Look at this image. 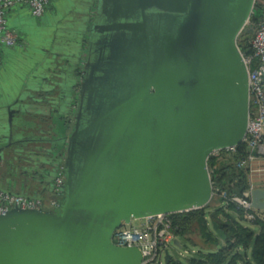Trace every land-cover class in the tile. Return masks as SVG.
<instances>
[{"label":"water","instance_id":"1","mask_svg":"<svg viewBox=\"0 0 264 264\" xmlns=\"http://www.w3.org/2000/svg\"><path fill=\"white\" fill-rule=\"evenodd\" d=\"M253 4L58 0L52 16L60 37L41 18L8 19L26 46L18 51L25 57L9 60L16 50L4 60L13 72L0 88V163L12 134L49 112L41 104L55 79L64 81L61 115H73V125L59 140L66 149L58 212L13 208L0 216V264H141L136 249L112 244L116 230L209 206L210 155L237 148L246 134L248 78L237 39ZM50 153L30 157L31 168L21 170V179L42 185L26 196L51 189L49 173L35 169L57 168L60 156ZM13 172L5 185L30 184ZM251 207L264 211V190L252 192ZM169 259L166 252L164 264Z\"/></svg>","mask_w":264,"mask_h":264},{"label":"built area","instance_id":"2","mask_svg":"<svg viewBox=\"0 0 264 264\" xmlns=\"http://www.w3.org/2000/svg\"><path fill=\"white\" fill-rule=\"evenodd\" d=\"M52 1L0 0V45L10 49L17 44V36L6 27V16L11 10L22 7L29 11L32 18L39 19L45 14ZM251 17H256L257 22L250 23ZM250 18L245 26L251 25L254 27L250 42L253 54L251 57L242 55L247 68L249 99L248 121L243 139V144L246 146V155L237 164V168L248 171V189L240 196H228L225 191L214 188L212 178H215V175L213 171L208 169L213 197L217 196L236 206L237 209L243 212V219L247 223L259 219L255 213L256 210L251 207V194L254 191V186L249 180L250 167L256 160L264 158V0H254ZM1 64L2 56L0 54V66ZM74 110L75 105H72L71 112L73 113ZM235 153L236 148L214 151L208 161ZM64 158L65 152H62L60 155L61 162L55 169L56 176L51 182L50 199L48 200H45L43 196L37 199L18 194L15 192L16 187L11 184L5 185L0 180V184H2V188H0V216L6 215L13 208L55 211L58 201L62 198V190L65 185ZM1 167L2 164L0 163ZM13 190L14 192H12ZM169 216L160 214L134 220L140 222L138 226H133V220H131L129 225L122 226L115 231L111 242L117 248L136 249L141 255V264L159 262L167 252L169 245L175 240Z\"/></svg>","mask_w":264,"mask_h":264},{"label":"trees","instance_id":"3","mask_svg":"<svg viewBox=\"0 0 264 264\" xmlns=\"http://www.w3.org/2000/svg\"><path fill=\"white\" fill-rule=\"evenodd\" d=\"M256 22V17L250 18V23ZM251 27L245 26L237 39V47L244 57H251L253 54L250 42L254 29ZM26 125L31 126L30 123ZM57 125L58 128L68 129L67 122L64 120ZM26 129L32 130L33 128ZM37 132L39 135L42 134L41 131ZM62 137L57 139L60 140ZM44 138L45 135H41V142L46 143L51 152L49 156H60L64 142L49 138L44 141ZM53 142H59L56 144L57 147H52ZM53 148L54 150H52ZM245 155L246 146L242 144L236 148L235 154L223 155L208 161V169L215 175V178H212L215 189L225 191L228 196H240L248 189V171L237 168L239 160L243 159ZM14 175H16L15 172L9 171L5 172L3 176L9 178ZM25 180L18 178L19 184ZM33 184L35 183L31 182L26 186L25 183L24 187L20 184L15 192L28 196L39 194L42 185L36 184L39 187L34 188ZM211 203L216 204L198 211L169 216L175 240L181 247L185 243L195 250L186 264H264V220L257 219L249 223L256 227L257 231H255L245 225L247 222L243 219V212L230 202L215 196ZM212 223L218 226V229L224 234L225 240H221L213 232ZM167 264L181 263L170 257Z\"/></svg>","mask_w":264,"mask_h":264},{"label":"rangeland","instance_id":"4","mask_svg":"<svg viewBox=\"0 0 264 264\" xmlns=\"http://www.w3.org/2000/svg\"><path fill=\"white\" fill-rule=\"evenodd\" d=\"M14 10H20V13H21L20 16L21 17H30L32 19V17L30 16V13H29L28 10L25 9L26 11H21V10H23L22 7L21 8L16 7ZM55 10H56V6L54 5L52 13H50V15L48 14V15L43 16L40 21H41L42 27L50 28L51 32L57 33V37H60L61 36L60 33H58L56 31L58 24H56V25L54 24L55 23V19H53V16H52ZM15 23L16 22L14 20L9 21L8 27L9 26L11 27L12 25H15ZM33 23L35 25H38V23L36 24V20ZM249 26H251V25H249ZM251 28L254 29L253 26ZM50 31H49V33H50ZM13 57L21 59V58L25 57V54L16 51V52H14V54L13 53L10 54L8 58L10 60ZM4 69H6L7 72L4 75V78L2 79L3 81H0V88L1 87H6V86L8 87L12 83V79H11L12 78L11 77V73L13 72L12 71L13 70L12 63L6 62V65H5ZM45 115H49V112H46ZM55 118H56V116L53 115V117H52L53 123L49 127L47 126L48 123L45 122V119L44 120L41 119L42 122L40 123V125H38L36 127L27 125L26 128H33L32 130L31 129L27 130L26 128H24V129H21V131H18V132L15 131L14 132V139L15 140H18V139H20V140H23V139H25V140H34V139H40L41 135H45L46 138H49V139H52V140L56 141V140H59L57 138H60L63 135L68 136L70 134V132H71L72 126H71V128H68V129L58 128L57 121H56ZM15 121H16V119H15ZM68 127H70V126L68 125ZM61 130H63V131H61ZM37 131H41L42 134L40 133L41 135H39ZM58 143L57 142H53V144H52L53 146L52 147H54V146L57 147L56 144H58ZM65 149H66V142H64L62 144V147H61V150L64 151ZM52 150H54V148ZM40 162L43 163L44 161H40ZM2 171H3V168H0V180L3 183H5V182H7L8 178L3 176L4 175V171L3 172ZM38 171H42V169L39 168ZM44 173H49V176H47L45 178V180H46V182L48 184H50L53 181V179L55 178V176H56L55 170L54 169L53 170L44 169ZM25 182H29L31 184L30 180L29 181L25 180ZM33 187L34 188L35 187L38 188L39 185L33 184ZM50 192H51V189H49V191H47L43 195L45 200L50 199ZM214 204H216V203H210L209 206H214ZM255 213H256V215L258 216L259 219H263L264 218V211H255ZM139 223H140L139 221H134V220L132 222L133 226H138ZM245 225L247 227L252 228L255 231H257L256 227L253 226L252 224L245 223ZM194 251H195L194 248H192L191 246H189L188 244H185V243L182 244L181 248H177V247H175L173 245V243H171L169 245L168 249H167V253L169 254V256L174 261L180 262L181 264H186L187 260L192 257ZM163 259H164V256L162 257V259L159 262L157 261L154 264H164V260Z\"/></svg>","mask_w":264,"mask_h":264},{"label":"flooded vegetation","instance_id":"5","mask_svg":"<svg viewBox=\"0 0 264 264\" xmlns=\"http://www.w3.org/2000/svg\"><path fill=\"white\" fill-rule=\"evenodd\" d=\"M55 81H56L57 86H54L53 90H51L50 93H47L44 96V98L42 99L43 103L41 104V105L47 107V111L49 110V115L42 116L39 118L43 119V120L45 119V122L50 123L53 115H55L56 116L55 119L57 121V124H59V122L64 120L67 122V126L68 125L70 126L68 128H71V126L73 125V115L67 117V119L61 115L63 113V109H62V102L64 99L63 96L66 95V93H64L66 89H65V87L62 86V84H64V81L62 79L61 80L55 79ZM62 91H64V92H62ZM75 96H76V93L71 94V97H75ZM47 126L49 127V124H47ZM65 136L66 135H63L62 138H64ZM45 139H47V138L45 137L44 141H46ZM7 144H8V142L2 144L1 148L6 147ZM46 145H47L46 143L41 142V139H34V140H25V139L20 140V139H18V140H15L14 139V133H13L12 139L10 140V146L8 148L2 150L3 161L1 162V164H2L1 168H3L4 173L9 172V171L13 172L15 169L18 172L17 173L18 176L20 178H22L24 175H23L21 170L31 168L32 163H29L30 157H33L36 160H38L39 157L47 158L46 157L47 156L46 151L48 150V148ZM39 168L42 170H44V169L48 170L49 169V167L45 166V165H39L35 169L38 170ZM32 179H39L40 180V177L38 176V174H33ZM55 212L57 213L58 211L56 210Z\"/></svg>","mask_w":264,"mask_h":264},{"label":"crops","instance_id":"6","mask_svg":"<svg viewBox=\"0 0 264 264\" xmlns=\"http://www.w3.org/2000/svg\"><path fill=\"white\" fill-rule=\"evenodd\" d=\"M58 0H53L51 3H50V5H49V7L47 8V10H46V12H45V14L43 15V16H45V15H50V13H52V10H53V6H54V4L57 2ZM20 8V7H19ZM23 10H21V11H26L24 8H22ZM20 15L21 13H20V10H11L8 14H7V16H6V27L8 28V29H10L9 27H8V23H7V21H8V19L9 18H11V17H13V16H15V15ZM42 16V17H43ZM41 17V18H42ZM10 30H12V29H10ZM14 32V31H13ZM14 34L17 36V44H16V46L15 47H13V48H5V47H3L2 45H0V54H1V56H2V59H3V64H2V66H1V68H0V72H4V65H5V61L4 60H6V58H7V56H8V54H10L11 52H13V51H20V50H22L25 46H26V44H25V40H23V38L21 37V36H19L18 35V33H16V32H14ZM32 122H35V125H33V124H31L32 126H34V127H36V126H38V125H40V123L42 122L41 121V119L40 118H35V119H33V121ZM53 123V121L51 120L50 121V123H48L49 124V126L51 125ZM251 169H250V174H249V180H250V182L253 184V186H254V190H264V158H261V159H258V160H256L252 165H251V167H250ZM264 219V218H263ZM263 219H260V220H263Z\"/></svg>","mask_w":264,"mask_h":264}]
</instances>
